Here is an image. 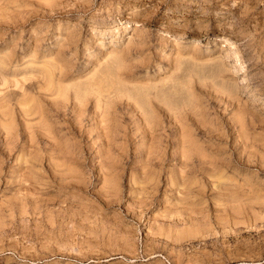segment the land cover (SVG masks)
Segmentation results:
<instances>
[{"label": "rangeland", "instance_id": "374dc122", "mask_svg": "<svg viewBox=\"0 0 264 264\" xmlns=\"http://www.w3.org/2000/svg\"><path fill=\"white\" fill-rule=\"evenodd\" d=\"M0 150V264H264V0H0Z\"/></svg>", "mask_w": 264, "mask_h": 264}, {"label": "bare ground", "instance_id": "6f19581e", "mask_svg": "<svg viewBox=\"0 0 264 264\" xmlns=\"http://www.w3.org/2000/svg\"><path fill=\"white\" fill-rule=\"evenodd\" d=\"M64 76H65V73H64ZM57 81H58V80H57ZM112 84H113V83H112ZM150 94H151V93H150ZM61 104H62V103H61ZM33 106H34V105H33ZM151 109H152V108H151ZM28 110H29V109H28ZM41 113H42V112H41ZM155 126H156V125H155ZM10 135H11V134H10ZM13 135H14V134H13ZM8 137H10V136H8ZM11 137H12V136H11ZM13 137H14V136H13ZM10 140H11V139H10ZM30 140H31V139H30ZM32 140H33V139H32ZM28 141H29V140H28ZM14 148H15V147H14ZM0 151H1V150H0ZM178 159H180V158H178ZM229 205H230V204H228V206H229ZM233 205H234V204H233ZM226 206H227V205H226ZM226 206H225V207H226ZM239 206H240V205H239ZM225 207H224V208H225ZM221 208H222V207H221ZM232 220H233V219H232Z\"/></svg>", "mask_w": 264, "mask_h": 264}]
</instances>
